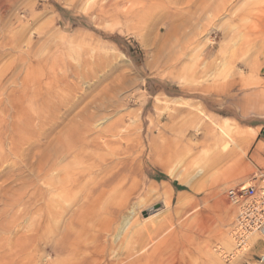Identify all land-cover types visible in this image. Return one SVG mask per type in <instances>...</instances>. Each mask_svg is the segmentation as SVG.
<instances>
[{
	"label": "rangeland",
	"instance_id": "1",
	"mask_svg": "<svg viewBox=\"0 0 264 264\" xmlns=\"http://www.w3.org/2000/svg\"><path fill=\"white\" fill-rule=\"evenodd\" d=\"M263 121L264 0H0V253L264 264L262 235L215 250L228 191L264 170Z\"/></svg>",
	"mask_w": 264,
	"mask_h": 264
},
{
	"label": "built area",
	"instance_id": "2",
	"mask_svg": "<svg viewBox=\"0 0 264 264\" xmlns=\"http://www.w3.org/2000/svg\"><path fill=\"white\" fill-rule=\"evenodd\" d=\"M228 199L238 208L229 231L232 248L228 251L217 245L215 250L226 261H231L246 251L252 236H264V170L254 173L246 184L230 189Z\"/></svg>",
	"mask_w": 264,
	"mask_h": 264
},
{
	"label": "bare ground",
	"instance_id": "3",
	"mask_svg": "<svg viewBox=\"0 0 264 264\" xmlns=\"http://www.w3.org/2000/svg\"><path fill=\"white\" fill-rule=\"evenodd\" d=\"M107 13V12H106ZM161 37V36H160ZM27 82V81H26ZM219 131H220V133H221V135L222 136H224V137H228L229 139H230V136H229V134L227 133V131H225L223 128H219ZM77 135V134H76ZM76 135L74 136V138L73 139H71V141H69V142H74L75 140H82V137L81 136H78L77 135V137H76ZM104 135V134H103ZM99 137V136H98ZM101 138V137H100ZM103 139V138H102ZM216 138L215 137H213V140H215ZM83 141V140H82ZM103 141V140H102ZM105 141V140H104ZM59 142H60V140H59ZM107 142V141H106ZM72 143L70 144V143H64L63 144V147H62V150H66V152H70V151H72L73 150V146H72ZM108 144H110V143H106V145H108ZM226 146V145H225ZM60 148V147H59ZM52 150V149H51ZM61 150V149H60ZM47 151V153H45V170L49 173V171H51L52 169H53V162H52V159H51V155H53L52 153H51V151L50 150H46ZM59 152V151H58ZM62 152V151H61ZM59 168V167H58ZM231 168V167H230ZM56 169V168H55ZM81 170V169H80ZM232 170V169H231ZM237 172V171H236ZM87 174V171H85V170H81V171H79L78 173H77V175H76V178H75V180L76 181H80V180H82V178H84V176ZM112 181V180H111ZM105 182H107V181H105ZM104 182V183H105ZM109 182V181H108ZM181 182H183V183H186L187 182V180H186V178L185 177H181ZM62 183V182H61ZM111 183V182H110ZM58 184V183H57ZM108 184V183H107ZM104 185V184H103ZM112 185V184H111ZM62 187V186H61ZM60 187V188H61ZM110 187V186H109ZM100 188V187H99ZM106 189H107V185L105 186L104 185V187H102V188H100L99 190H98V194H101V193H104L105 191H106ZM58 190V189H57ZM49 191H50V189H49ZM52 197V196H51ZM90 201V200H89ZM53 200L50 198L49 200H48V204H47V207H48V210L51 212L52 211V208H53ZM221 206V205H220ZM80 209V208H79ZM52 213V212H51ZM50 213V214H51ZM54 213V212H53ZM74 229V228H73ZM75 231V230H74ZM229 232V231H228ZM248 245V244H247ZM221 246H219V247H217V248H220ZM64 246H62V247H60L59 248V250H64ZM8 262H11V258H10V252H8V253H0V264H8ZM88 264V263H87Z\"/></svg>",
	"mask_w": 264,
	"mask_h": 264
},
{
	"label": "crops",
	"instance_id": "4",
	"mask_svg": "<svg viewBox=\"0 0 264 264\" xmlns=\"http://www.w3.org/2000/svg\"><path fill=\"white\" fill-rule=\"evenodd\" d=\"M255 127H257V128L259 127L260 130L263 129L262 134H264V121L261 122V123L255 124ZM258 134H259V133H258Z\"/></svg>",
	"mask_w": 264,
	"mask_h": 264
}]
</instances>
